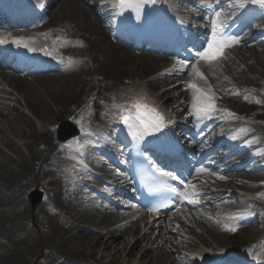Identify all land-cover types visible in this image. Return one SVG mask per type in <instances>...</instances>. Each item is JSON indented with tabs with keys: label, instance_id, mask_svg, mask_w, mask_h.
<instances>
[{
	"label": "bare ground",
	"instance_id": "obj_1",
	"mask_svg": "<svg viewBox=\"0 0 264 264\" xmlns=\"http://www.w3.org/2000/svg\"><path fill=\"white\" fill-rule=\"evenodd\" d=\"M81 1L82 0H61L57 12L51 14L49 12V22L57 17L55 20L62 19L61 21L73 24L72 28H66L67 31H71L75 39L79 38L80 42L82 41L85 43L84 47H86V50L83 52V56L87 58L83 61L84 67L79 70L88 78V82H85V79L80 77V74L77 73L68 74L67 76L48 75L36 78L34 81L37 89L36 91L28 82L17 77L15 79L10 78V82L13 84L14 89L27 97L30 108L35 111L36 119L40 120L43 124V130L36 132L31 122H26V127L29 128L27 129L29 132H27L25 124L24 130L20 127L17 130L16 136L23 142L29 153V157H20L17 162L10 161L9 159L11 164L7 163L5 165H10L8 170L5 173L0 171V232H2L3 225L7 223L8 216L4 212L22 208L23 201H19L20 198H17L18 194L26 190L27 185L21 181V178L32 174L57 177L55 174L63 173L68 170L69 165L65 161L58 162L56 156H52V164L55 162L59 163V167L56 170L52 169V164L47 165L45 163V157L48 154L56 150L58 155L64 153L63 149H58L57 146L53 145L51 128L54 124L65 118L66 115L87 107V119L83 122V126L85 124V128H89L95 118V102L108 92L114 91L108 90L109 88L122 85L126 79L132 76H142V74L149 75L163 68L164 64L158 59L152 58L149 55H134L124 45L111 42L102 25L92 20L91 17L93 15L89 13V9H87L89 5L83 3L84 5L82 7L79 5ZM107 28L111 35H113V28H111L110 25H108ZM76 33H78L77 36H74ZM75 49L76 52L82 51L79 47ZM96 58L98 59L96 60ZM161 76L163 75L154 78L155 81L149 84V87L151 85L150 89L157 85H163L165 82H167V84L170 83L171 78H169L168 75H164V77H167V81L158 82L161 80L159 79ZM101 78H105L106 81L112 84L107 83L109 86H106V82L100 84L99 80ZM255 79L247 80L245 84L248 86H252L254 83H256L255 86L259 85L260 81L264 79V67L257 70V77ZM176 80H178V78ZM178 87L169 90L171 94L175 95L179 92L180 89H178ZM177 96L178 95H176V97ZM44 98H48L55 106V109L50 107L46 101L43 100ZM239 106L245 110V105L240 103ZM180 107H182V104L177 106L179 109ZM256 109H260V105H257ZM256 117L264 121V113L262 111H260L259 115H256ZM230 123L231 122L226 125L228 126ZM259 126L261 127V124ZM218 128L223 129L221 127ZM12 143L13 142H7L6 146L21 153L20 148L12 145ZM40 165L41 167L44 166V168L39 172L38 169ZM260 176L261 173H257L254 175V178ZM68 182L69 183L65 184V181H58V179L51 178L49 181H41V186L47 191L48 200L52 202V205L63 211H68L66 213L77 221L83 222L85 219V222H87V217L80 216V213L82 211L93 212V209L89 204L73 197L75 184L71 181ZM243 206L246 207L243 214L253 216V213H251V208L253 206L246 204H243ZM92 207L95 208L94 205H92ZM26 208L27 206L20 210L19 217L22 214L23 223H29L28 221H30L38 229V226L41 224V217L46 215V211L40 207L41 217L36 215L35 218L30 212V209ZM6 209L7 211H5ZM47 221L48 243L46 244L48 247L52 248L51 250H54L52 253L53 258L48 261L49 264H117L112 258L108 262L98 261V259L94 257V253L100 246L103 247L104 245L106 246V244L112 245L106 241L108 235L113 234V238L117 233H119V236L130 234L126 227H122L119 230L108 231L106 235H90L92 233L84 230L81 232L83 233V237L78 234L67 237V234L70 232L69 229H75V225L65 222L57 216H52V218H49ZM88 224H90V222H88ZM104 224L103 221L100 222V226H104ZM239 229L241 231L237 234L232 233L230 235L217 234L219 230H215V237L219 243L220 249L222 250L226 247L224 252L225 255L233 254L238 250H244L247 237L251 241L263 238L262 227L253 225L252 227L245 228L242 226V228ZM13 240V238L10 239L11 243ZM86 247H89V251H86ZM42 248L44 247L41 246V244L33 243L31 239L30 241L28 239L14 241L11 246L0 243V264H24L25 256L30 255L32 251H37ZM122 248L125 249L126 245H121L117 247L116 250L121 251ZM130 251L132 252L133 250ZM149 264H154V262L151 260Z\"/></svg>",
	"mask_w": 264,
	"mask_h": 264
},
{
	"label": "snow or ice",
	"instance_id": "obj_2",
	"mask_svg": "<svg viewBox=\"0 0 264 264\" xmlns=\"http://www.w3.org/2000/svg\"><path fill=\"white\" fill-rule=\"evenodd\" d=\"M253 4H259L264 7V0H250ZM118 6L120 8H132L137 11L139 15L140 10L142 8L141 0H118ZM202 6L207 8H212V4L208 2V0H202ZM238 7L244 6V0H238ZM211 38L207 41V47L204 48L203 51H198L196 53L198 59L200 61H208L211 63L212 61L219 60L224 56V50L228 47L233 46L234 44L238 43L237 40L231 37H226L223 34V21L221 20V13L216 11L214 13L213 18L211 19ZM19 43L20 41H14ZM181 68L187 67V63L185 61H178ZM190 75L194 74L201 80H204L207 83L206 77H204L203 73L199 70L196 64L192 65V72L189 73ZM188 87L193 91L192 97V108L194 112L198 115H203L206 117H211L212 113L218 111L219 109L215 103V93L212 91L211 88H202L197 83H189ZM239 95L238 92L233 93ZM245 100L248 99L246 95L244 97ZM255 103H261L260 100H256ZM122 107V111L120 114V121L129 129L130 134L132 135L133 139L137 141H142L146 136L154 135L161 131L164 127V118L155 111V109L148 108V106L134 103L131 106V110H128L126 107ZM229 115L234 116V114L230 113ZM77 123H81V121H77ZM85 136H90L91 133L85 131L82 128ZM89 143L88 140L84 141L83 145H80L82 149L85 145ZM79 144V141H77ZM83 154L82 152L80 153ZM77 163L85 166L82 160H78ZM159 175L164 178L165 182L168 180L175 181L179 179L178 176L174 175L170 171H162L157 169ZM193 189L192 192H184L182 195L189 203H198L196 199H189L190 195H197L194 192V186H189ZM174 192L175 189H172ZM229 219L234 220L235 217H229ZM223 227L226 231L235 232L237 231V226L235 224H223ZM251 249L249 250V254H251ZM260 257H257L259 259Z\"/></svg>",
	"mask_w": 264,
	"mask_h": 264
},
{
	"label": "rangeland",
	"instance_id": "obj_3",
	"mask_svg": "<svg viewBox=\"0 0 264 264\" xmlns=\"http://www.w3.org/2000/svg\"><path fill=\"white\" fill-rule=\"evenodd\" d=\"M82 3H84V1H82ZM82 3L80 2L79 5L83 7ZM61 4V0L58 1V3L56 5H54L51 10L52 11H55L57 8L56 6L57 5H60ZM250 54V57H251V60L253 61V63L255 62V60L260 56L262 58H264V54L263 53H259V55H255L253 54L252 52L249 53ZM262 61L264 62V59H262ZM242 75H247V72L244 71L243 73L241 72ZM136 82H140V81H134V83ZM0 83H2V80H0ZM27 118V117H25ZM3 126H2V131H5L8 136L10 137V140L13 139V135L10 133V127L13 125V123H2ZM13 129V126L11 127ZM8 140V139H7ZM5 145L2 144V142L0 141V171L2 170L3 173H5L8 168V167H4V165L6 163H9L8 162V159L6 158L8 156V153H7V149L4 147ZM10 153V152H9ZM22 181H42V179L40 177H36V178H33L31 179L30 175H28L27 177H23L21 178ZM24 201L26 203L27 199H26V195L24 197ZM29 207H31L32 209H34L35 207H32L30 204L28 205ZM15 212H17L16 214L19 213L18 210H15ZM15 212L13 210H11L9 213H8V224H4L3 225V228L2 230L4 231L2 236L6 237V239L0 237V242H7L6 244H9V239L7 236H13V238L15 240H21V239H28L30 241V239L32 240V242L34 243V241H37L39 238V242L40 244H43V245H46V240H45V237H46V232L44 230H42L41 232H38V239H36V235L37 233L35 232V228L32 227V226H25L24 229L21 231L19 228L17 229V227L15 226V224L17 223L18 221V218H17V215L15 214ZM121 241V239H120ZM211 239L208 237V239H206V242H210ZM117 244V241L116 243ZM120 244V242H119ZM215 246V245H214ZM198 247V245H197ZM52 248H49V250H37V251H32L30 253V255H27L25 256L24 258V264H49L48 261H50L53 257H52V253L54 252V250H51ZM86 251H89V247H86ZM123 251H118V250H110L108 251L107 249H104V246L103 247H99V249H97L95 251V255L94 257H96L98 259V261H101V262H108L111 258L113 260H115L117 262V264H121L122 261L124 260V258L126 259L129 254L128 252H123ZM151 253V252H150ZM153 254V253H152ZM108 256V257H107ZM147 257V256H146ZM133 261L131 260L130 261V264H137V259L135 258H132ZM141 262V261H140Z\"/></svg>",
	"mask_w": 264,
	"mask_h": 264
}]
</instances>
